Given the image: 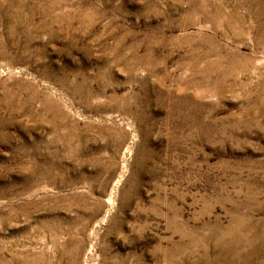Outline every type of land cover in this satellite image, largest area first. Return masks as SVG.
<instances>
[{
  "label": "rangeland",
  "instance_id": "1",
  "mask_svg": "<svg viewBox=\"0 0 264 264\" xmlns=\"http://www.w3.org/2000/svg\"><path fill=\"white\" fill-rule=\"evenodd\" d=\"M0 264H264V0H0Z\"/></svg>",
  "mask_w": 264,
  "mask_h": 264
}]
</instances>
